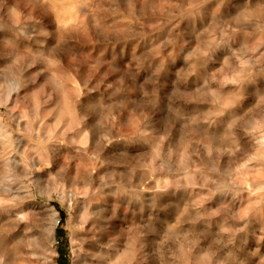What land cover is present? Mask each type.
I'll return each instance as SVG.
<instances>
[{
  "label": "rangeland",
  "instance_id": "obj_1",
  "mask_svg": "<svg viewBox=\"0 0 264 264\" xmlns=\"http://www.w3.org/2000/svg\"><path fill=\"white\" fill-rule=\"evenodd\" d=\"M21 179L56 253L0 210L5 264H264V0H0V182Z\"/></svg>",
  "mask_w": 264,
  "mask_h": 264
},
{
  "label": "bare ground",
  "instance_id": "obj_2",
  "mask_svg": "<svg viewBox=\"0 0 264 264\" xmlns=\"http://www.w3.org/2000/svg\"><path fill=\"white\" fill-rule=\"evenodd\" d=\"M70 7V6H69ZM63 27V26H62ZM18 81V80H17ZM18 83L14 82L11 85V91L17 90L18 88ZM10 92V91H9ZM10 100V99H9ZM49 132V131H48ZM46 134V133H45ZM89 138V137H88ZM19 139V138H18ZM6 141V140H5ZM21 143V142H20ZM34 147V146H33ZM32 149V148H31ZM32 152V151H31ZM35 152L33 151L32 154H34ZM46 155V154H45ZM32 157H34V155H31ZM19 157V156H18ZM17 156H13L10 157L9 159L11 160V163L14 165H18L19 164V160H18ZM45 157V156H44ZM33 158H31L30 160H32ZM37 159V158H36ZM35 159V160H36ZM32 162L33 166H36V162ZM46 160V159H45ZM33 161V160H32ZM48 161V160H47ZM29 162V161H28ZM44 164V163H43ZM14 165V166H16ZM28 165V164H27ZM32 165H30L29 167L32 169ZM51 165V164H50ZM19 167V166H18ZM28 167V169H29ZM38 167V166H37ZM36 167V168H37ZM42 167V166H40ZM47 170V168H44ZM21 170V169H20ZM34 170V169H32ZM31 170V171H32ZM26 171V170H25ZM37 171V170H35ZM29 172V171H28ZM43 173V172H42ZM34 174V172H33ZM21 175V174H20ZM24 175H28V173L24 172ZM18 176V175H17ZM34 176V175H33ZM42 176V175H40ZM45 178V177H44ZM26 179V178H25ZM25 179H21L17 182V185H12V184H5L4 182H0V191L2 193H4V195H7L11 198L12 203L10 204H4L6 201L1 202L0 204V210H6L5 211V215L7 217V219H9L12 223V225L16 228V229H24L23 233V238L22 239H32V242H36L37 247L34 249H36V252L38 253L37 255H42L45 259V261H47L49 263L48 260H52L53 261V255L56 253L53 247V240L55 239V230L57 228V220L60 219L59 214L57 213V211H55L52 207L50 206H43V207H35L32 204L29 205L28 207V212L30 215H28V213L25 211V200L27 199V197L29 195H32V191L29 190V186L28 183L25 181ZM37 179V178H36ZM35 179V180H36ZM39 179V178H38ZM31 180H34V177H31ZM34 180V181H35ZM33 181V182H34ZM13 182V181H12ZM43 183V181H41ZM11 183V182H10ZM31 183V182H30ZM29 183V184H30ZM46 183V182H44ZM41 184V183H40ZM39 186V184H37ZM36 185V186H37ZM49 185V184H48ZM37 186V187H38ZM44 186V185H43ZM105 186V185H104ZM49 187V186H48ZM41 188V187H40ZM47 188V187H46ZM45 188V189H46ZM50 188V187H49ZM48 190V189H47ZM44 191L49 193L48 191ZM57 190V189H56ZM65 191V189H63ZM42 191V190H41ZM67 192V191H66ZM65 192V193H66ZM72 192V191H71ZM62 192L61 194V198L65 199L68 197L66 196V194ZM1 194V193H0ZM46 194V193H45ZM69 194V193H67ZM51 195V194H50ZM136 197V196H135ZM2 199V198H1ZM126 199V198H125ZM123 202H127V201ZM3 200V199H2ZM32 200V198H31ZM119 200V199H117ZM116 200V201H117ZM68 201L70 203L69 204V208L70 210L73 209L74 201L76 202V199L74 198V196L71 194V196H69ZM7 203V202H6ZM118 203V202H117ZM120 203V202H119ZM49 204V203H48ZM126 204V203H125ZM128 204V202H127ZM119 206V205H118ZM123 206V205H122ZM116 207V205H115ZM98 211V210H97ZM119 211V210H117ZM116 211V214H118L119 212ZM88 213H86L85 215H87ZM2 215V214H1ZM29 216V217H28ZM35 216V219L31 220V217ZM89 216V215H87ZM119 216V215H116ZM83 217V216H81ZM122 217V216H121ZM84 218V217H83ZM82 218V219H83ZM88 218V217H87ZM86 218V219H87ZM118 218V217H117ZM123 218V217H122ZM125 219V218H123ZM84 220V219H83ZM5 221V219H4ZM14 228V229H15ZM263 228V227H262ZM101 232V231H100ZM22 236V235H21ZM12 239V238H11ZM21 239V237H20ZM25 240V241H26ZM107 240V239H106ZM16 241V240H15ZM27 242V241H26ZM4 246V245H3ZM6 248V247H4ZM28 248V246H27ZM33 248V246H32ZM29 248V249H32ZM24 249V248H23ZM33 249V250H34ZM32 251V250H29ZM2 252V248L0 246V253ZM34 252V251H33ZM32 252V254H33ZM123 252V251H122ZM26 253V252H25ZM29 253V252H28ZM28 258V257H27ZM52 263V262H51ZM0 264H5L2 260L0 262Z\"/></svg>",
  "mask_w": 264,
  "mask_h": 264
}]
</instances>
